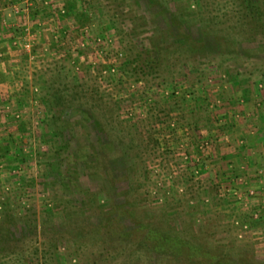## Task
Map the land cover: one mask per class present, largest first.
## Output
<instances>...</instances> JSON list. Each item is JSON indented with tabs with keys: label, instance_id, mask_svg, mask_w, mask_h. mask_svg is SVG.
<instances>
[{
	"label": "rangeland",
	"instance_id": "374dc122",
	"mask_svg": "<svg viewBox=\"0 0 264 264\" xmlns=\"http://www.w3.org/2000/svg\"><path fill=\"white\" fill-rule=\"evenodd\" d=\"M146 1L13 0L1 10L9 53L0 65L20 81L0 84V205L26 237L0 264H264V220L246 219L251 212L224 196L240 175L258 190L244 200L252 209L264 203V163L247 159L258 141L246 140L240 124L245 112L264 108V38L251 44L228 21L221 46L217 11L232 0H151L150 8ZM203 4L216 35L206 50L182 46L180 21L172 35L150 10L177 18V7L194 15ZM193 19L198 35L204 27ZM26 29L35 35L29 52L23 42L14 46ZM56 94L72 109L62 138V110L50 106ZM125 202L144 231L171 235L194 254L134 255L114 238L105 250L103 234L89 227L124 213L113 204ZM45 228L53 234L43 244ZM54 241L55 257L45 255Z\"/></svg>",
	"mask_w": 264,
	"mask_h": 264
},
{
	"label": "trees",
	"instance_id": "16d2710c",
	"mask_svg": "<svg viewBox=\"0 0 264 264\" xmlns=\"http://www.w3.org/2000/svg\"><path fill=\"white\" fill-rule=\"evenodd\" d=\"M148 0L146 1V4L148 8H150L151 3L153 1ZM175 5L177 3H174ZM157 5V4H155ZM200 5V4H199ZM222 5V4H221ZM232 5L233 10H228V6ZM223 6V5H222ZM161 7V6H160ZM180 7V6H179ZM177 7V18L175 17V14H172V10L167 9L166 12L161 11L162 9H158L156 6H154L152 12H155L154 22L159 26L166 27L167 31L174 33L173 25L175 23V20L180 21L178 29L182 32L177 33V40L180 39V44L184 47L189 46L190 44L199 45L202 46V49H208V45L210 44V41L212 38L214 39L215 31L210 26V21L208 22L209 16L212 14V10L208 7V5L203 4V9L200 7L201 10L198 12H194V15H191L192 13H189L187 9H184L182 7ZM226 8V9H224ZM214 10V9H213ZM163 12V13H162ZM219 16L217 18V23L215 26H217V33L222 38V45L224 47V44L228 41L226 39L228 37V34H226L227 31V22L232 21L233 22V28H236L238 30H244L243 36H248L249 38L247 40H250L251 44L259 42V38H264V1L263 0H232L229 4L224 5L219 11ZM200 20V24L202 25L203 30L201 32L195 33L192 29V26L190 27V20H194L193 18H196ZM176 18V19H175ZM231 18L230 20H228ZM210 20V19H209ZM214 20V19H213ZM191 25V24H190ZM194 28V27H193ZM178 32V31H177ZM181 33V35H179ZM176 36V35H175ZM245 36V37H246ZM174 37V36H173ZM179 42V41H178ZM261 48V46H260ZM259 48V49H260ZM259 53H264V50H260ZM141 72L144 73V70L141 69ZM54 103V104H51ZM50 103V106L53 107H59L61 109V116L59 122H61L63 125L56 131L57 135L59 137H64V131L67 128V125L65 126L66 122H68L70 118V112L71 107L65 105V102L56 94L55 96L52 95V101ZM59 133V134H58ZM70 157V156H69ZM71 158V157H70ZM122 194V193H121ZM125 194V195H123ZM122 196H128L127 193H123ZM92 196V195H91ZM113 201V200H112ZM117 199H115L114 202H116ZM113 202V203H114ZM128 204L125 202L123 205L120 204V207H117L118 205L113 204V206L116 208H122L124 213L122 214H108L103 219L102 222L98 224L92 225V227H89V234L92 233L93 235L103 234V238L105 240L99 242L102 244L103 248L105 246V250L109 249V247L113 246L111 245L113 238L116 239L117 242H121L123 240L128 241L129 248L132 252L131 254H160L165 255L168 258H171L172 261L182 257L183 250L186 252H190V255L194 254V251L192 248H183L181 249L179 245V241L175 237H172L171 235H166L160 230L157 229H147V231H144L145 225L143 220L141 221H135L133 220V213L127 206ZM7 205H0L1 207V213L2 218L1 220V230H0V255H9L14 254L17 247V243H22L26 237V233L21 232V236H18V233H16L14 225L16 218L6 209ZM130 206V205H129ZM115 208V209H116ZM133 211V210H132ZM131 214V215H130ZM246 219H251L254 222L261 223L264 219L255 220L252 217H247ZM30 219V223L26 226L29 230V233L34 235V237H38V226L34 219V221ZM246 222V221H243ZM261 224H264L262 222ZM146 227V226H145ZM24 228L23 230L25 231ZM84 230V229H83ZM53 232L48 231V229H42L41 238L43 240V244L48 238V235H52ZM95 237V236H94ZM118 237V238H117ZM96 238V237H95ZM135 240H134V239ZM17 239V241H16ZM16 241V242H14ZM37 243V242H36ZM15 244V247H11L10 245ZM45 252H43L45 255L54 256L58 251V243L54 241L52 247L50 249L49 246H44ZM128 248V249H129ZM14 249V250H13ZM129 251V250H128ZM38 253V250L35 251ZM3 257H0L2 259ZM55 259V258H54Z\"/></svg>",
	"mask_w": 264,
	"mask_h": 264
},
{
	"label": "crops",
	"instance_id": "0c3cea01",
	"mask_svg": "<svg viewBox=\"0 0 264 264\" xmlns=\"http://www.w3.org/2000/svg\"><path fill=\"white\" fill-rule=\"evenodd\" d=\"M12 1L13 0H0V20L2 17H4V14L3 13L1 14V10L4 11V8L7 7V5H9L10 3H12ZM44 14H48V12H46ZM41 17H43V15ZM0 32H1L0 33V39H1L2 38L1 34L3 32L1 27H0ZM6 40H8V39H6ZM6 40H2V41L0 40V51L2 53H4V55L7 56V54L9 53V50H8V47H6L7 42H4ZM6 56H5L6 63H9V60L11 58H9V56L6 58ZM4 69L5 68L3 67V65H0V71L2 73H4V74H1V76L3 77L2 79H0L1 87H2V85L5 86V84H7L9 81H12V80L17 79V81H20L19 77L13 78L11 76L13 71H11L10 67L6 70H4ZM6 87H8V86H6ZM4 95H5V93L2 90V93L0 95V99H1V97L3 99ZM256 96L258 98V95H256ZM244 97L249 99V98H251V95H246ZM1 101H0V106L2 104ZM262 105H264V104H262ZM244 115H246V116H243L242 118H244L245 121H241L240 124L244 128L243 132L245 133V135L247 137L246 140H248V141L257 140L258 141V143L254 146L256 149H258V152L252 153V150H249L247 159H251V158L254 159L257 157L256 159H257L258 163H260V164L262 162L264 163V159H263L264 158V108L263 109L262 108L261 109L256 108L255 111L253 112V114H250V113L248 114V112H245ZM0 116H2V115H0ZM243 124H244V126H243ZM262 156H263V158H262ZM257 166H259V165H257ZM261 178L264 179L263 177L258 176V184L260 183ZM246 180H249V179H247V177H246ZM256 183H257V180H256Z\"/></svg>",
	"mask_w": 264,
	"mask_h": 264
},
{
	"label": "built area",
	"instance_id": "2783aa9c",
	"mask_svg": "<svg viewBox=\"0 0 264 264\" xmlns=\"http://www.w3.org/2000/svg\"><path fill=\"white\" fill-rule=\"evenodd\" d=\"M30 1L31 2H34L35 0H30ZM45 3L48 4V2H45ZM16 13L19 14V11H17ZM43 27H46V24H43ZM25 33H27L26 34V38L25 39H23V38L17 39L15 41V43H14V46H17L20 42H23L24 43V45H22L23 48L26 49V51L29 52V51H31V49L34 48V45H35V35L32 34V33H30L29 29H26ZM101 41L102 40L99 39V42H101ZM110 43L112 44V40H110ZM118 54H119V58L122 59L123 58V54L122 53H118ZM2 56H3V53H0V57L1 58H2ZM115 69L116 68L114 67L112 69V72L115 73L116 72ZM139 84H141V82L137 83L136 85L138 86ZM133 87H135V85ZM241 103L242 104H245V101H242ZM6 110H7L6 112H8V114H11V115L13 114V112L11 111V108L9 106L7 107ZM13 116L15 118H17V119H20V117H21L20 114H13ZM242 143H243V141H242ZM206 146H208V144ZM204 149H205V146L202 145L201 146V150H204ZM240 169L243 170L244 168L241 167ZM263 173H261V174H263ZM242 177L243 176L240 177V175H239V176L235 177L234 179H232L233 186L230 185L231 187H227V189L225 190L224 196H226L227 198L237 199V201H239L240 204H243L242 207L247 208V210L251 212L250 216L252 218H254L255 220H260L264 216V203H262L261 205L259 204V207L256 206L257 208L252 209V206H250L247 203L248 199H245L244 200V198H246V196L250 197V199H252L253 197H256V195L258 194L257 193L258 190L255 189V187H253V186H249L246 178H242ZM260 184L264 185L262 183V181H260ZM241 187L243 189L248 188L247 192L241 191V189H240Z\"/></svg>",
	"mask_w": 264,
	"mask_h": 264
}]
</instances>
